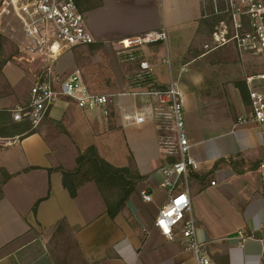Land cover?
Segmentation results:
<instances>
[{
	"label": "crops",
	"instance_id": "obj_1",
	"mask_svg": "<svg viewBox=\"0 0 264 264\" xmlns=\"http://www.w3.org/2000/svg\"><path fill=\"white\" fill-rule=\"evenodd\" d=\"M84 13L98 44L165 29L167 42L147 46L144 55L155 84L176 81L184 98L190 153L199 163L188 175L197 239L211 264H264L263 127L251 120L235 127L239 117H251L246 78L264 74V59L234 47L205 55L211 25L201 17L200 0H103ZM7 68L0 76L17 97L0 96L3 105L27 102L22 75ZM130 68L141 73L139 61ZM255 86L264 92V81ZM147 103L121 95L104 118L62 99L34 134L21 137L12 125L9 135H0V264H59L51 246L64 235L77 245L81 264H197L181 236L170 241L155 227L175 193L161 186V168L171 159L161 153L155 123L125 118ZM91 146L114 166L145 176L115 218L94 183L75 198L63 186L62 171L75 170ZM179 189L186 190L183 180Z\"/></svg>",
	"mask_w": 264,
	"mask_h": 264
},
{
	"label": "built area",
	"instance_id": "obj_2",
	"mask_svg": "<svg viewBox=\"0 0 264 264\" xmlns=\"http://www.w3.org/2000/svg\"><path fill=\"white\" fill-rule=\"evenodd\" d=\"M200 4L202 19L211 25L210 36L203 45L205 55L234 47L239 53L264 59V0H200ZM18 34L21 35L18 47L31 62L44 60L49 64L43 70L44 77L30 88L27 102L6 107L0 98V112L9 113L13 124L39 129L62 99L72 101L81 110L100 113L104 118L111 116L115 95L91 92L79 70L63 77L54 67L63 52L96 43L87 26L86 14L79 10L75 0H0V38L13 40ZM167 39L163 29L118 43L130 60L139 61V85L131 95L148 100L140 112L125 118L134 125L155 123L161 133V153L171 159L161 168V186L175 193L159 211L155 227L170 241L181 236L186 248L195 253L197 264H211L204 244L197 239L198 223L188 189L189 170L199 169V163L190 153L184 98L176 81L166 88L155 84L152 67L144 55L147 46L166 43ZM258 81H264V74L246 78L251 117H239L235 127L251 120L263 127L264 135V92L255 86ZM182 180L186 185L184 191L179 189ZM141 194L144 201H152L148 191Z\"/></svg>",
	"mask_w": 264,
	"mask_h": 264
},
{
	"label": "rangeland",
	"instance_id": "obj_3",
	"mask_svg": "<svg viewBox=\"0 0 264 264\" xmlns=\"http://www.w3.org/2000/svg\"><path fill=\"white\" fill-rule=\"evenodd\" d=\"M82 3L85 0H79ZM88 5H98L103 0H86ZM166 10V7H164ZM163 11V6H162ZM179 13V10H178ZM177 13V14H178ZM170 15V9L167 5V20ZM21 35L18 34L15 39L0 38V68L6 69V73L13 71L17 75H22L24 83V94L29 96V91L34 82L43 78V70L49 64V61L38 60L31 62L30 59L22 53L18 47V40ZM174 48L170 43V52ZM136 61L129 59L128 54L123 53V48L119 44H95L84 47H76L62 53L60 59L55 62L54 67L57 73L63 77L79 70L89 86L91 92L96 94L132 96V91L139 85L138 74L135 73L132 65ZM167 68V64H165ZM0 96L17 97V93L8 86L5 77L0 76ZM14 96V97H13ZM1 98V97H0ZM17 100V99H16ZM10 120V119H9ZM13 123L9 125L12 127ZM24 127L25 124H22ZM3 128L0 127V134ZM109 152V151H108ZM109 199H117V194L107 192ZM51 246V257L55 258L59 264H81L77 245L71 236L64 235L56 238Z\"/></svg>",
	"mask_w": 264,
	"mask_h": 264
},
{
	"label": "trees",
	"instance_id": "obj_4",
	"mask_svg": "<svg viewBox=\"0 0 264 264\" xmlns=\"http://www.w3.org/2000/svg\"><path fill=\"white\" fill-rule=\"evenodd\" d=\"M78 8L82 12H87L92 8L100 5H88V1L84 3L75 0ZM98 44V43H95ZM92 44V45H95ZM90 46V45H89ZM3 69L0 68V74ZM10 119V120H9ZM12 124V118L7 112H0V127L3 128L4 134L9 135ZM19 126L21 137H26L34 134L36 130H30L25 124H14ZM219 161L216 166L221 163ZM63 186L68 190L71 197L75 198L78 190L86 183L92 182L99 189L106 205L107 214L111 218H115L127 205L130 197L136 191L137 186L145 180V176L140 175L136 170L130 167H116L103 159L96 147L91 146L82 152L77 158V167L73 171H62ZM117 194V199H109L107 192Z\"/></svg>",
	"mask_w": 264,
	"mask_h": 264
}]
</instances>
